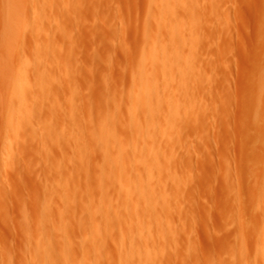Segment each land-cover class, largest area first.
I'll use <instances>...</instances> for the list:
<instances>
[{
  "label": "rangeland",
  "instance_id": "obj_1",
  "mask_svg": "<svg viewBox=\"0 0 264 264\" xmlns=\"http://www.w3.org/2000/svg\"><path fill=\"white\" fill-rule=\"evenodd\" d=\"M177 1L0 0V264H264V0Z\"/></svg>",
  "mask_w": 264,
  "mask_h": 264
},
{
  "label": "bare ground",
  "instance_id": "obj_2",
  "mask_svg": "<svg viewBox=\"0 0 264 264\" xmlns=\"http://www.w3.org/2000/svg\"><path fill=\"white\" fill-rule=\"evenodd\" d=\"M6 1V9H4V10H6V12H5V16H6V21H5V26H6V34H5V47L6 48H9L12 44H13V42H14V40L17 42V41H19V40H21V35H18V36H15V37H13V36H11L12 35V33L11 32H14L13 30H14V25H13V21L15 20V9H16V7H15V4H14V2H16V0H5ZM46 1V0H45ZM44 0H33V7L34 8H38V9H41V8H43L44 6H46V2H45ZM166 1H168V0H166ZM174 1H176V0H174ZM179 1V0H178ZM177 1V2H178ZM181 1V0H180ZM166 3H169V2H166ZM179 3V2H178ZM174 4V3H173ZM176 4V3H175ZM171 5V4H170ZM3 6V5H2ZM48 6V5H47ZM175 5H173V7H174ZM49 7V6H48ZM51 7V6H50ZM176 7V6H175ZM172 8V7H171ZM173 9V8H172ZM171 9V10H172ZM173 11V10H172ZM3 12V11H2ZM36 18V17H35ZM37 19V21H38V18H36ZM36 19H35V21H36ZM44 20V19H43ZM4 21V20H3ZM41 21V20H40ZM39 21V22H40ZM44 22V21H43ZM43 22H40V23H43ZM44 23H46V21L44 22ZM39 25V24H38ZM4 26V27H5ZM2 35H3V33H2ZM24 55V54H23ZM24 56H26V55H24ZM25 58V57H24ZM29 65V62L27 61V60H25V59H23V63H22V65H21V68L19 69V70H17V71H15L14 72V78L12 79V82H11V85L14 87V90H13V92H9L8 90H7V93H6V96H7V98L8 99H10V101L12 102V103H14V107H13V109H12V112H10V114H9V116H10V118L12 119V118H16V117H20V116H26V118H29V115H30V113L28 112V95H30V94H28L27 95V93H26V91L27 90H25L26 89V86H27V78H26V76H27V74H26V71H25V68L27 67ZM28 70V69H27ZM32 89V88H31ZM32 91V90H31ZM6 92V91H5ZM34 93V92H33ZM143 95H144V93H135L134 94V102L130 105V109H137V108H141L142 109V114L144 115V119H146V122H145V125H144V127H142L143 129H142V131H144L145 133H146V135H147V138L148 139H150L149 137H150V133H149V131H150V128H151V125H152V127H153V124H152V122H151V120L152 119H147L148 118V116L153 112V110H154V107L152 106V105H150L149 103L147 104V103H145L144 101L145 100H143L142 99V97H143ZM34 98V97H33ZM31 99V98H30ZM120 110V109H119ZM22 116V117H23ZM174 117V116H173ZM17 118V119H18ZM10 119V120H11ZM24 119V118H23ZM172 119H174V118H172ZM171 119V120H172ZM14 120H16V119H14ZM138 120L139 119H136V118H134L133 120H132V123H133V126H134V128H135V130H136V133L138 132V130H139V127H138ZM28 121V120H27ZM143 121V120H142ZM172 122H173V120H172ZM15 124V121H13V120H11V122H10V127H13V125ZM15 131V130H14ZM77 131V130H76ZM82 131V130H81ZM101 131H103L102 129H101ZM171 131H172V129H171ZM79 133H76V134H78L77 135V137H76V139H77V141L78 142H80L79 140H80V138H81V132L80 131H78ZM76 134H74V135H76ZM131 134H132V132H131ZM85 135V134H84ZM87 136V135H86ZM137 137V136H136ZM14 138H15V136H14ZM84 138H86L85 136H84ZM76 139H75V142H76ZM83 139V138H82ZM133 139H135V137H133ZM10 140V139H9ZM85 141V140H84ZM133 141V140H132ZM73 143H74V139H73ZM152 143V142H151ZM150 143V144H151ZM76 144V146L79 144V143H75ZM92 144H93V142H92ZM150 144H148V142H147V146H150ZM80 145V144H79ZM75 146V145H74ZM85 146V145H84ZM87 146V145H86ZM86 146H85V150L87 149L86 148ZM79 148H80V146H78ZM78 148V149H79ZM80 150H82V146H81V149H79V152H80ZM88 151V150H87ZM108 157V154L107 155H105V158H107ZM152 160H153V157L151 156V154H149L148 156H147V159H146V163H144L143 164V170L144 171H146L147 172V177L149 178V179H151V177L153 176V174H152V171H156V170H158V168H160L159 167V164L158 163H155V164H153L154 162H152ZM158 164V165H157ZM89 165V164H88ZM163 166V165H162ZM162 168V167H161ZM85 169H87V168H85ZM89 169V168H88ZM162 171H163V169H161ZM89 171V170H88ZM143 171V172H144ZM134 172H136L135 170H134ZM136 174H137V172H136ZM157 174V173H156ZM148 179V180H149ZM138 181V180H137ZM143 182V181H142ZM150 182H151V180H150ZM136 183V182H135ZM89 184V183H88ZM136 184H138V183H136ZM102 186H104V185H102ZM101 186V190L103 191L104 190V188ZM126 186V185H125ZM88 188V187H87ZM125 189V188H124ZM137 197H139V198H142L144 201H145V204H146V202L148 201H151V198H150V196H151V190H150V187H149V184H148V182H143V183H141L140 184V186H139V188H137ZM89 191V190H88ZM93 192V191H92ZM87 195V197L86 198H88L89 196V194H86ZM102 195V194H101ZM69 196V195H68ZM96 197V196H95ZM101 200H102V197L100 198ZM137 200H139V199H137ZM51 201V200H50ZM89 202V201H88ZM140 203H141V201H139ZM138 202V203H139ZM95 203V202H94ZM93 203V204H94ZM50 205V204H49ZM95 205V204H94ZM137 205V204H136ZM139 205V204H138ZM137 205V206H138ZM141 205V204H140ZM149 205V204H148ZM87 206L89 207V206H92L90 203H88L87 204ZM145 206V205H144ZM150 206H151V203H150ZM99 207V206H98ZM136 207V206H135ZM49 208H51L50 206L48 207V209ZM108 208V207H107ZM138 208V207H137ZM69 209V208H68ZM88 209V208H87ZM98 209V208H97ZM100 209V208H99ZM136 209V208H135ZM139 209V208H138ZM46 210H47V208H46ZM102 210V209H101ZM50 211V210H49ZM52 211H53V209H52ZM88 212H89V210H87ZM96 211H98V210H96ZM87 212V213H88ZM100 212H102V211H100ZM99 212V213H100ZM104 212V211H103ZM104 214H106V213H104ZM104 214H103V219H104ZM47 215H50L49 213H47ZM101 216H102V214H101ZM49 217V216H48ZM50 218V217H49ZM94 218V217H93ZM90 219V218H89ZM96 219V218H95ZM101 219V218H100ZM49 221H50V219H48ZM95 221H97V220H95ZM101 221V220H100ZM108 221V220H107ZM102 223V222H101ZM100 223V224H101ZM90 224V223H89ZM107 225V224H106ZM100 226V225H99ZM92 227V226H91ZM87 231H91L90 229L89 230H87ZM94 231H95V229H94ZM98 231V230H97ZM70 233V232H69ZM88 233H91V232H88ZM92 234V233H91ZM97 234V233H96ZM88 236H90V235H88ZM67 237V236H66ZM87 237V236H86ZM120 237H121V233H120ZM139 237V236H138ZM97 238V237H96ZM66 239V238H65ZM68 239V238H67ZM86 239H88V238H86ZM92 238H90V240H91ZM123 239V238H122ZM134 239V238H133ZM94 240V239H93ZM135 240H136V238H135ZM69 241V240H68ZM83 241V240H82ZM96 241H97V239H96ZM139 241L141 242V240L139 239ZM65 242V241H64ZM92 242V241H91ZM131 242V241H130ZM121 243V242H120ZM133 243H137V242H135L134 240H133V242H132V245H134L135 246V244H133ZM70 244V243H69ZM138 244V243H137ZM65 245V244H64ZM72 245V244H71ZM82 245V244H81ZM92 245V247H93V244H91ZM95 245V244H94ZM120 245V244H119ZM139 245V244H138ZM50 246V245H49ZM83 246V245H82ZM133 246V247H134ZM39 247V246H38ZM44 247V246H43ZM65 247H66V245H65ZM64 247V248H65ZM67 247H68V245H67ZM122 247V246H121ZM42 248V247H41ZM132 248V247H131ZM130 248V249H131ZM47 249H49V247H44L43 249H41V251H40V253H39V255H40V257H41V260H42V262H41V264H49V261H51L52 262V260H50L51 258H50V256H49V254L51 253V251H50V253H48V251L49 250H47ZM53 249V248H52ZM87 249V248H86ZM93 249V248H92ZM91 249V250H92ZM96 249H97V247H96ZM128 249V248H127ZM134 251L136 250L135 248H132ZM140 249V248H139ZM65 250V249H64ZM88 250V249H87ZM69 251V250H68ZM133 251V252H134ZM137 252H138V250H136ZM69 252H71V251H69ZM120 252V251H119ZM129 252V251H128ZM148 252V251H147ZM52 253H53V251H52ZM56 253V252H55ZM59 253V252H58ZM121 253H123L122 252V250H121ZM125 253H127L126 251H125ZM123 254V255H121L122 256V264H126L127 262H129V261H127V258L125 257V256H127V254H129V253H127V254ZM54 254V253H53ZM91 254H92V252H91ZM135 254V253H134ZM139 254H140V252H139ZM147 254V256H149L150 254H149V252L148 253H146ZM149 254V255H148ZM62 255H64V253L62 254ZM67 255H69V254H67ZM73 255V254H72ZM90 255V254H89ZM37 256V255H36ZM71 256V255H70ZM101 256V255H100ZM135 256V255H134ZM52 257V256H51ZM99 257V256H98ZM119 257V256H118ZM130 257V256H129ZM151 257H153L152 255H151ZM53 258H55V257H53ZM65 258V257H64ZM91 258H93V256L91 257ZM95 258V257H94ZM93 258V259H94ZM101 258H102V256H101ZM138 258V257H137ZM145 258L147 259V258H149V257H146L145 256ZM38 258L36 257V260H37ZM96 259V258H95ZM133 259V258H132ZM132 259H130V261L132 260ZM136 259V258H135ZM150 259V258H149ZM65 260V259H64ZM66 260H67V258H66ZM129 260V259H128ZM139 260H140V262H142L143 260H142V258L140 259L139 258ZM82 261V260H81ZM90 261V260H89ZM38 262V261H37ZM68 262V261H67ZM86 262V261H85ZM139 262V261H138ZM137 262V263H138ZM139 262V263H140ZM71 263V262H70ZM81 263V262H80ZM138 263V264H139ZM39 264V263H38ZM93 264H94V262H93ZM134 264V263H133ZM142 264V263H141Z\"/></svg>",
  "mask_w": 264,
  "mask_h": 264
}]
</instances>
